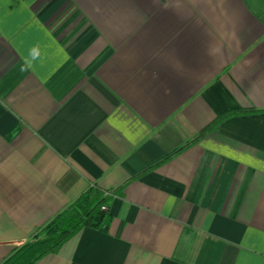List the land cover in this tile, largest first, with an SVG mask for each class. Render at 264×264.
Wrapping results in <instances>:
<instances>
[{"label": "crops", "instance_id": "1", "mask_svg": "<svg viewBox=\"0 0 264 264\" xmlns=\"http://www.w3.org/2000/svg\"><path fill=\"white\" fill-rule=\"evenodd\" d=\"M91 186L33 264H264V0H0V263Z\"/></svg>", "mask_w": 264, "mask_h": 264}, {"label": "trees", "instance_id": "2", "mask_svg": "<svg viewBox=\"0 0 264 264\" xmlns=\"http://www.w3.org/2000/svg\"><path fill=\"white\" fill-rule=\"evenodd\" d=\"M104 194L94 186L86 189L27 241L14 248L0 264H33L45 255L56 253L64 242L85 226L107 230L111 216L101 208L106 202Z\"/></svg>", "mask_w": 264, "mask_h": 264}, {"label": "built area", "instance_id": "3", "mask_svg": "<svg viewBox=\"0 0 264 264\" xmlns=\"http://www.w3.org/2000/svg\"><path fill=\"white\" fill-rule=\"evenodd\" d=\"M101 208H102L103 210H106V209H107L106 206H102Z\"/></svg>", "mask_w": 264, "mask_h": 264}]
</instances>
